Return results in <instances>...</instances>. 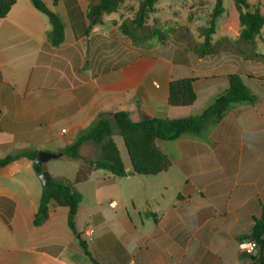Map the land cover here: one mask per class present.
<instances>
[{
	"label": "crops",
	"instance_id": "crops-1",
	"mask_svg": "<svg viewBox=\"0 0 264 264\" xmlns=\"http://www.w3.org/2000/svg\"><path fill=\"white\" fill-rule=\"evenodd\" d=\"M41 1L64 28L58 45L32 0H18L0 19V160L17 157L0 167V264H251L242 245L264 224V64L230 52L202 57L179 41L136 45L119 29L123 13L93 26L88 0ZM257 43L264 54L263 30ZM236 74L255 100L234 105L200 135L158 141L172 160L166 172L136 174L115 129L126 175L98 170L76 185L74 230L65 207L34 224L44 186L24 154H62L102 116L201 115ZM181 80L193 81L192 106L168 103L171 83ZM80 153L94 159L96 150L87 144ZM66 161L42 166L74 182L81 162Z\"/></svg>",
	"mask_w": 264,
	"mask_h": 264
},
{
	"label": "trees",
	"instance_id": "trees-1",
	"mask_svg": "<svg viewBox=\"0 0 264 264\" xmlns=\"http://www.w3.org/2000/svg\"><path fill=\"white\" fill-rule=\"evenodd\" d=\"M18 0H0V19L5 18ZM36 9L46 14L53 30L50 39L55 45L61 43L64 28L59 18L51 12L41 0H32ZM90 2L89 19L93 26L100 25L105 15L119 13L126 2L137 3L132 18H124L119 29L122 34L136 45L148 43L152 40L165 42L172 34L177 39L194 46L199 56L215 55L230 52L250 60L253 63L264 64V54L258 53L257 39L264 28V15L259 7L251 8L249 0H234L239 12L241 33L237 40L223 38L213 39L217 32V21L225 13L223 0H215L208 25L202 28L199 35L203 42L199 43L186 28L178 25L158 26L148 25L152 14L157 12L160 0H88ZM184 33V34H183ZM196 100L192 80H181L171 83L169 91V105L174 107L192 106ZM255 97L248 89L245 79L241 75L229 77L228 91L217 98L201 115L183 119H150L134 122L128 113H117L112 117H100L86 132L80 134L73 145L62 150L64 157L80 161L81 165L74 182L62 179H51L50 185L44 187L41 202L34 224L42 225L48 220L50 213L59 207L69 210L68 224L75 229V219L78 207L82 202V195L76 185L85 183L94 171H105L115 177L126 175V169L121 159L119 149L114 141L115 129L122 137L128 152L134 172L140 176H157L166 172L172 165V160L157 146L158 141H176L185 135H200L206 124L218 123L226 113L236 104L253 102ZM94 146V159L83 158L81 148L84 145ZM35 153L24 154L32 161ZM17 157H7L0 160V167L8 165ZM36 173L45 171L44 166L34 163ZM251 241L257 246L251 255V264H264V224L259 222L252 229Z\"/></svg>",
	"mask_w": 264,
	"mask_h": 264
},
{
	"label": "rangeland",
	"instance_id": "rangeland-1",
	"mask_svg": "<svg viewBox=\"0 0 264 264\" xmlns=\"http://www.w3.org/2000/svg\"><path fill=\"white\" fill-rule=\"evenodd\" d=\"M251 2L255 4L256 7H260L264 15V0H251ZM223 3L225 13L217 21V32L213 37L214 40L219 38L220 36L234 37L241 31V27L239 24V12L236 9L233 0H223ZM214 4L215 0H160L157 5L158 11L150 16L148 25H178L189 30V32L194 36L195 40L203 39L199 35V32L202 28L207 27ZM136 7L137 3H135L134 1H128L124 5V7L121 8L119 13H123L124 17L125 15L128 16L125 18H132L134 16L133 12ZM192 28H196L195 33L191 32ZM166 41H179L184 43L188 42V40L181 41L172 34ZM260 51L264 53V44L260 46ZM116 138L118 143L122 146L123 150V139L120 136H117ZM66 160V158L55 159L45 164L47 167L52 169L57 167L61 168L60 166H62L63 164H66L64 166H67V164H71Z\"/></svg>",
	"mask_w": 264,
	"mask_h": 264
},
{
	"label": "water",
	"instance_id": "water-1",
	"mask_svg": "<svg viewBox=\"0 0 264 264\" xmlns=\"http://www.w3.org/2000/svg\"><path fill=\"white\" fill-rule=\"evenodd\" d=\"M62 156H63L62 154H54L50 152L41 151L37 153L36 159L34 162L35 164L42 166L43 164L51 160L59 159ZM38 177L42 181V184L44 187H48L50 185L52 177L48 171H43L42 173L38 175Z\"/></svg>",
	"mask_w": 264,
	"mask_h": 264
},
{
	"label": "built area",
	"instance_id": "built-area-1",
	"mask_svg": "<svg viewBox=\"0 0 264 264\" xmlns=\"http://www.w3.org/2000/svg\"><path fill=\"white\" fill-rule=\"evenodd\" d=\"M256 246H257V243L255 241H250L249 243L242 245V250L248 254H252Z\"/></svg>",
	"mask_w": 264,
	"mask_h": 264
}]
</instances>
